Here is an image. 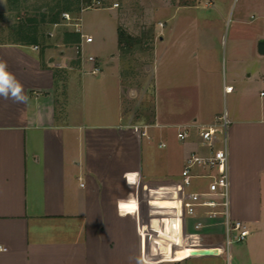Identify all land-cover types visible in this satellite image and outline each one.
Here are the masks:
<instances>
[{"label":"crops","instance_id":"obj_1","mask_svg":"<svg viewBox=\"0 0 264 264\" xmlns=\"http://www.w3.org/2000/svg\"><path fill=\"white\" fill-rule=\"evenodd\" d=\"M16 2L0 0V62L25 97L14 102L0 96V264H224V256L225 264H264L263 30L254 42L262 92L247 93L241 109L230 111L242 119L230 129L231 215L252 230L225 254L220 217L196 230L197 220L185 213L188 189L180 175L199 146L176 136L179 127L211 124L220 115L203 111L200 93L207 75L215 81L212 66L221 65V41L195 37L194 53H188L178 22L162 24L151 69L155 114L148 123L125 102L118 27L117 50L106 66L88 55L101 70L91 75L71 66L65 52L13 29L8 19ZM188 8L202 6L177 11ZM255 9L263 25V2ZM79 34V44L68 39L65 45L74 43L83 54V25ZM247 42L230 56L231 82L224 77L217 88L223 98L236 92V81L253 77L244 69L251 53ZM226 86L233 91L226 93ZM174 162L180 171L172 173Z\"/></svg>","mask_w":264,"mask_h":264},{"label":"rangeland","instance_id":"obj_2","mask_svg":"<svg viewBox=\"0 0 264 264\" xmlns=\"http://www.w3.org/2000/svg\"><path fill=\"white\" fill-rule=\"evenodd\" d=\"M16 1L14 6H17L15 8L18 9L11 13L8 19L11 27H15L13 29L17 31L20 29L22 34L28 37L35 35L41 39L45 48L53 47L58 54L62 51L65 52L73 67H82V56L77 54L75 49L78 45L74 43H72L73 45H65L67 44L65 42L75 41L72 35L80 36L76 32L75 24L80 25V31L83 25V55L88 57L89 54H94L99 58L98 63L101 65L102 61L103 66H106V61L117 50L113 42L116 27L121 29L125 36L131 37L130 41H126L119 48L118 63L123 71L125 102L131 113L139 118V121L149 123L153 120L155 89L152 83L151 69L155 66V46L161 35L162 24L168 28L173 21L178 22L177 33L186 44L185 49L188 53H194L191 43L194 42L195 37L203 39L206 36L214 44L221 41V65L212 66V71L216 72L214 75L216 82L212 79V75H207L208 85L205 86L206 89L200 95L202 96V103H204L203 111L205 113L210 112V110H217L220 112L218 117L226 115L229 122L227 130L228 151L231 149L230 129L233 127L234 121L242 120L234 119L230 111L241 109L243 98L245 101L247 93L256 95L262 92V82L260 77L256 76L262 65L254 48V42H256L258 33L262 30L264 32V22L262 25V21L255 11L256 6L261 1L264 5V0ZM207 2H213V5L208 6ZM197 5L202 6V9L188 8L177 11L179 6ZM64 13L70 14L72 17L70 22L62 19ZM52 19H57L58 23H50ZM238 19L241 20L240 23L237 22ZM195 21L200 26L197 32H195L196 29L193 25ZM205 22L210 23L212 28H208L210 24L207 25ZM204 25H207L206 28L201 27ZM248 40L251 53L250 60L244 69L253 74V77L249 82L245 81V78L243 81L241 79L236 81L234 83L236 92L223 98L219 91L217 92V88L221 86L224 77L227 82H231L230 56L233 51L239 52L242 42L246 45ZM162 93L160 88L158 93L159 108L162 107ZM176 171H180V164L174 162L171 166V172L175 173ZM206 185L205 180L194 181L190 190H202L205 189ZM248 228L251 232L252 227L248 226ZM240 244H232L229 250L233 251ZM227 252L226 250L225 254ZM225 258L224 256L221 260L226 263Z\"/></svg>","mask_w":264,"mask_h":264},{"label":"built area","instance_id":"obj_3","mask_svg":"<svg viewBox=\"0 0 264 264\" xmlns=\"http://www.w3.org/2000/svg\"><path fill=\"white\" fill-rule=\"evenodd\" d=\"M62 19L70 22L72 17L69 13H64ZM74 26L77 28L76 32L80 33V25L75 24ZM34 50H38V47L35 46ZM77 54L82 56L84 73L91 75L100 73L101 70L95 57H84L79 50ZM85 64L90 65L87 71L84 68ZM232 91L231 86L225 87L226 93ZM228 125L229 122L224 114L216 117L211 124L179 127L176 134L179 141H194L199 146L198 150L188 154L180 175L182 185L188 189L183 198L185 213L189 218L197 220L196 230L206 227L207 222L220 217L227 251L232 244L243 243L250 235L248 225L241 220L234 219L231 215ZM143 135L146 134L143 133ZM160 147H164V144ZM198 180L207 182L205 189L191 191L194 181Z\"/></svg>","mask_w":264,"mask_h":264},{"label":"clouds","instance_id":"obj_4","mask_svg":"<svg viewBox=\"0 0 264 264\" xmlns=\"http://www.w3.org/2000/svg\"><path fill=\"white\" fill-rule=\"evenodd\" d=\"M0 84L9 85L0 86V96L5 99L11 98L14 102H23L25 100L22 85L7 71V66L3 62H0Z\"/></svg>","mask_w":264,"mask_h":264},{"label":"trees","instance_id":"obj_5","mask_svg":"<svg viewBox=\"0 0 264 264\" xmlns=\"http://www.w3.org/2000/svg\"><path fill=\"white\" fill-rule=\"evenodd\" d=\"M50 23L57 24L58 22H57V19H55V20L52 19L50 21ZM72 36H74V38H75V41H73V42L76 43V44H79L80 43V36H78V35H72ZM130 40H131V37L125 36L123 31L121 29H118V44H119V48H121L125 44L126 41H130Z\"/></svg>","mask_w":264,"mask_h":264},{"label":"water","instance_id":"obj_6","mask_svg":"<svg viewBox=\"0 0 264 264\" xmlns=\"http://www.w3.org/2000/svg\"><path fill=\"white\" fill-rule=\"evenodd\" d=\"M258 53L264 55V39L258 42Z\"/></svg>","mask_w":264,"mask_h":264}]
</instances>
